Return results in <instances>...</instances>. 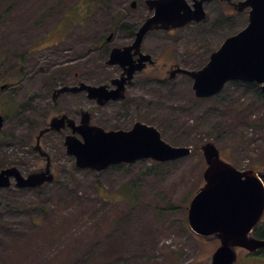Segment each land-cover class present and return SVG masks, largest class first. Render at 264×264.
Returning a JSON list of instances; mask_svg holds the SVG:
<instances>
[{"label": "rangeland", "instance_id": "obj_1", "mask_svg": "<svg viewBox=\"0 0 264 264\" xmlns=\"http://www.w3.org/2000/svg\"><path fill=\"white\" fill-rule=\"evenodd\" d=\"M131 1L0 0V84L9 85L0 89V112L7 111L0 168L13 163L25 175L44 166L45 159L31 147L37 131L58 113L59 105L48 102L51 87L77 71L91 80L98 55L129 41L119 26L140 23L148 13L142 0H135V7ZM206 10L209 18L201 23L172 32L149 31L143 51L160 55L162 66L172 58L187 68L201 67L247 20L246 11L230 15L224 9L217 30L216 5ZM142 90L131 89L130 97L142 101L141 117L164 140L182 146L212 140L224 160L264 172V99L252 90L229 86L225 100L195 99L191 81L179 75ZM5 99L17 105V112L6 108ZM89 105L82 95L60 96V113L73 119H78L79 106ZM119 109V104H109L97 110L98 118L110 124L106 129L132 124V119L115 117ZM68 132L41 139L54 181L40 188H18L13 182L0 188V264H209L219 242L193 235L186 220L189 200L203 183L199 147L176 161L145 159L92 171L75 167L65 154L63 135ZM247 262L264 264V256L240 249L235 264Z\"/></svg>", "mask_w": 264, "mask_h": 264}, {"label": "water", "instance_id": "obj_2", "mask_svg": "<svg viewBox=\"0 0 264 264\" xmlns=\"http://www.w3.org/2000/svg\"><path fill=\"white\" fill-rule=\"evenodd\" d=\"M194 0H145L151 12L145 17L135 32L131 43L113 47L107 64H119L123 71L113 79L115 88L107 90L105 85H91L80 82L78 86L62 85L54 88L52 100L63 92L85 90L98 104L124 96L125 80H129L135 70H141L144 60L150 54L141 49L146 33L154 29L170 30L182 27L192 21L206 17L203 2ZM230 2L231 0H224ZM135 6V1L131 2ZM248 8L246 25L236 33L226 37L220 46L210 53L208 61L199 69L189 70L176 67L168 75L182 72L192 79L193 94L197 98L210 97L222 90L228 81L240 80L256 82L264 95V0H241L234 9ZM111 35L108 36V39ZM140 55V64L130 65V55ZM143 62V63H142ZM128 68L125 69L126 64ZM5 85H0L3 89ZM4 117L0 114V130ZM70 127L64 136L65 152L74 157L77 168L100 171L112 164L131 163L139 159L156 162L176 160L190 154L191 146L172 145L161 136L155 125L136 121L128 129L105 130L90 123V114L82 110L79 124L64 112L49 118L39 129L32 148L41 156H46L44 168L23 175L16 166L0 169V187H8L10 179L17 187L37 188L54 179L50 159L40 144L41 136L50 130ZM77 134L80 135L78 137ZM205 168L203 183L195 191L187 207V222L191 231L204 239H218L209 264H234L238 249L254 252L264 248V239L252 234L253 228L264 211V173L253 168L238 169L224 160L213 141L200 144ZM263 179V180H262Z\"/></svg>", "mask_w": 264, "mask_h": 264}, {"label": "flooded vegetation", "instance_id": "obj_3", "mask_svg": "<svg viewBox=\"0 0 264 264\" xmlns=\"http://www.w3.org/2000/svg\"><path fill=\"white\" fill-rule=\"evenodd\" d=\"M132 1H134V0H132ZM238 1H240V0H233L229 3H227L224 0H207V1L203 2V7H204V10L206 12V17L204 18V20L196 21V22L193 21V22L188 23L187 25L194 24V23H201L203 21H206L207 18H209V12L206 10V6L209 4H214V5H216V8H217V15H216V18L214 20L213 26L217 30H219L220 25L222 24V21L224 19V16L226 15V13L224 12V9L227 10V14H230V15L237 13L238 11L234 9V4ZM142 2L145 5V0H142ZM187 2L190 5H192L194 0H190V1L187 0ZM244 11H246V15H247V9H245ZM230 15H228V16H230ZM143 19H142V21H143ZM125 23L128 24V22H125ZM133 24H137V23H133ZM138 25H139V23H138ZM138 25H137V27H138ZM186 26H184V27H186ZM177 29H179V28H177ZM177 29H171V30H168V32H172V31L177 30ZM206 29H210V26H208ZM135 31L136 30H134L132 32L127 31V33L129 34L127 36L129 38V41L126 43H130L132 41V39L134 38ZM159 56L160 55H150V59L144 60V66L142 67V69L141 70H135L132 73V76L129 78V80H127V79L125 80L126 82L124 85V96L120 99H110V100H107L106 102H104L103 104H98L97 100L95 98L89 97L85 90H81L78 92H64L62 94H59L55 100H52V98H50V100H48V102L50 101V103H49L50 105L55 104V103H57V105H59L57 115H60V96L61 95L69 93L70 95H73L74 97H77V98H80L82 95L83 97H85L87 99V101L91 105H89V107L79 106L77 108V111L75 112L76 115H78V119H75V121L80 122L82 110H87L90 114L91 122L96 123V124H100V125L104 126L105 128H106V126H110V124H104L98 118L99 116L97 115L98 114L97 110L104 107L105 105H109V104H119V106H120L119 111L115 112V117H120V118L125 117L126 119H132V124L128 127V129L131 128L133 126V124L138 120L146 122L140 115V113L142 111V109L140 108V104L142 103V101H138V103H137L135 101V99L130 97V95L132 94V92H130L131 89H133L135 91H142L143 92L142 88L145 85H148L150 83L154 84V83L166 82L167 80L174 79L178 75L187 77L191 81V79L187 75H185L184 73L179 72V71L176 72L174 74V76L170 78L168 75L171 73L172 70L176 69V67H184V68H187V67L182 66L180 63L173 61L172 58H169L168 60L164 61L163 62L164 64L162 66L161 65L162 62L160 61L161 56H160V59H159ZM108 57H109V55H98V58H97L98 63L93 65V67L91 69V73H92L91 74L92 77L90 78L91 80L83 78L82 77L83 75H80V71H77L75 74L71 75V79L66 80L63 83H59L57 85L60 86L62 84H66V85L78 86L80 82H84V83L92 84V85H105L107 87V90L115 88L116 84H114V82H112V80L118 78L121 75L123 68L117 63L113 64V65L107 64L106 61H107ZM139 57H140V55H135V54L130 55V57H129L130 58V65L135 66L137 64H140L141 62L139 61ZM208 58H209V55H208ZM208 58H207V60H208ZM207 60H206V62H207ZM18 63H20V61ZM128 65L129 64L127 63L125 66V69L128 68ZM95 77L99 80L98 82L94 80ZM191 83H192V81H191ZM52 90H51V92H52ZM52 101H54V102H52ZM52 106H54V105H52ZM113 126H115V125H113ZM116 126H119V124H117ZM122 127H123V125L120 127H117V128H122ZM123 128H125V127H123ZM54 132L60 134V130L54 131ZM54 132L49 131L47 133H54ZM245 168H247V167H245ZM263 215H264V213H263ZM256 233H257V235H256ZM254 234L256 236H261L262 234H264V223H260V221H259L256 224V226L254 227ZM261 238H264V237H261ZM254 255L255 256H264L263 253H258V252H255ZM246 264H251V263L247 262Z\"/></svg>", "mask_w": 264, "mask_h": 264}, {"label": "trees", "instance_id": "obj_4", "mask_svg": "<svg viewBox=\"0 0 264 264\" xmlns=\"http://www.w3.org/2000/svg\"><path fill=\"white\" fill-rule=\"evenodd\" d=\"M228 16V15H227ZM138 23L137 24H133V23H122L120 26H119V29L121 30H125V31H134L137 27ZM20 59L23 58V55H20L18 56ZM9 86V85H7ZM6 86V87H7ZM231 86V87H234V88H243L244 91H247V90H252L254 92V94L256 95V97L258 98H261V99H264V96L262 95L261 91H260V88H259V85L256 84L255 82H241V81H232V82H229L225 88L219 92L218 94H216L215 96H212L210 98H207V99H210V100H213V101H222L224 99V95L225 93L227 92V89L228 87ZM194 98V97H193ZM225 100V99H224ZM4 103L6 104V108L13 112L14 110L17 112V105L14 104L12 101H8V99H5L4 100ZM15 106L14 109H12V106ZM2 112L4 115H6L7 111L3 108L2 109ZM249 125L251 126H256V122L255 121H249ZM9 136V135H7ZM215 139H217L216 136H214ZM193 148L196 150L198 148V144L195 143L193 144ZM11 165H13V163H10ZM117 168H122V167H119L118 165H115ZM257 235V233H256ZM258 237H264V234H262L261 236H258ZM81 253V252H79ZM83 254H80L79 257H82ZM84 260V258H82ZM90 259V257H88V260ZM105 264V263H103ZM133 264V263H132Z\"/></svg>", "mask_w": 264, "mask_h": 264}]
</instances>
